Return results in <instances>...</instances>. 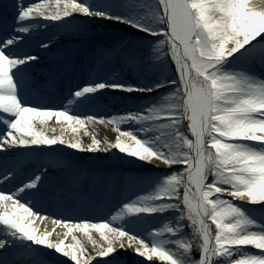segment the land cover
Masks as SVG:
<instances>
[{
  "label": "snow or ice",
  "instance_id": "6c2138e0",
  "mask_svg": "<svg viewBox=\"0 0 264 264\" xmlns=\"http://www.w3.org/2000/svg\"><path fill=\"white\" fill-rule=\"evenodd\" d=\"M156 260L264 264V0H0V264Z\"/></svg>",
  "mask_w": 264,
  "mask_h": 264
},
{
  "label": "bare ground",
  "instance_id": "6f19581e",
  "mask_svg": "<svg viewBox=\"0 0 264 264\" xmlns=\"http://www.w3.org/2000/svg\"><path fill=\"white\" fill-rule=\"evenodd\" d=\"M27 2H29V0H26V3ZM31 2H39V0H31ZM49 34H51V33H49ZM35 54L41 55V59H42V61H44V64H41V65H39L37 67V75H38L40 68L44 67L45 64H47L49 62V57H47V56H45L43 54H39V53H35ZM97 128L99 129V132H100L101 135L107 136L110 140H114L116 133L113 131V126L112 125H108V126L97 125ZM101 130H102V133H101ZM85 139H87V138H85ZM21 202L23 203L25 201H21ZM33 211H36V209H34ZM41 216H47V218L43 219V220H40L39 218H37L36 224L34 226H38L41 229V231H43L45 228L48 231H52V229L55 228L56 231L53 232V235H52L51 239L57 240L58 238H62V236H58L57 234L58 233L59 234L65 233L66 232V228H64L62 225H54L52 223L53 218L60 219L61 217H59V216L53 217V210L51 208L49 209V211L47 213H43L42 212ZM75 234L77 235L78 238H80L82 240V242H84L87 245L88 250L90 252H93V254H94V249L92 248L91 243L85 239L84 234L80 233V232H76ZM93 236L95 238L99 239L98 233L93 232ZM66 243H69V244L73 243V241L71 239V236L68 237V240L66 241ZM129 258L130 259H136L135 257H133L131 255H130ZM155 264H162V262H159L158 260H156ZM165 264H166V262H165Z\"/></svg>",
  "mask_w": 264,
  "mask_h": 264
},
{
  "label": "rangeland",
  "instance_id": "374dc122",
  "mask_svg": "<svg viewBox=\"0 0 264 264\" xmlns=\"http://www.w3.org/2000/svg\"><path fill=\"white\" fill-rule=\"evenodd\" d=\"M101 133H102V130H101Z\"/></svg>",
  "mask_w": 264,
  "mask_h": 264
}]
</instances>
